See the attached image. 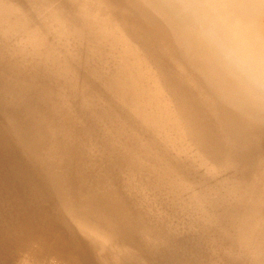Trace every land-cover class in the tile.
<instances>
[{"label":"bare ground","instance_id":"1","mask_svg":"<svg viewBox=\"0 0 264 264\" xmlns=\"http://www.w3.org/2000/svg\"><path fill=\"white\" fill-rule=\"evenodd\" d=\"M99 1L113 12L99 8L97 0H6L62 55L90 94L75 91L72 78L64 86L49 68L47 77H37L36 59L14 58L9 47L0 48V126L10 135L16 127L21 139H29L36 132L30 126L38 122L47 125L42 132L54 129L61 138L81 130L100 138L105 131L99 118L84 109L106 111L108 127L151 148L148 159L157 156L198 194L206 225L213 222L252 264H264V150L262 139L260 146L259 140H249L250 126H264V86L229 70L205 35L210 19L230 16L250 25L254 38L264 42V0ZM165 108L174 112L167 122L175 130L162 123ZM243 126L250 129L242 137ZM179 130L193 131L199 139L195 151L171 141L185 138ZM68 140L73 139L63 145L64 158L86 154ZM77 140L83 139H74V145ZM19 148L24 162L40 169ZM78 163H67L63 181L73 194L81 193L74 198L78 209L86 211L87 220L113 226L118 238L138 241L131 200L121 203L117 190V197L112 191L96 193L87 177L77 175ZM55 226L41 228L59 235L70 255L46 240L44 231L25 247L18 243L6 250L18 251L16 264H80L74 258L81 246L76 234Z\"/></svg>","mask_w":264,"mask_h":264},{"label":"rangeland","instance_id":"2","mask_svg":"<svg viewBox=\"0 0 264 264\" xmlns=\"http://www.w3.org/2000/svg\"><path fill=\"white\" fill-rule=\"evenodd\" d=\"M97 1L99 8L113 12V8ZM116 18L126 22L119 14ZM51 46L19 10L6 0H0V48L9 47L14 58L36 59L37 77H47L50 69L64 86L74 79L76 89L72 88L84 96L85 87L79 82L80 77L77 78L62 55ZM172 71L180 77L174 66ZM93 111L100 120L99 127L105 131L100 138L82 130L66 132L61 138L54 129L47 134L42 132L45 125L38 122L30 126V130L36 132L29 139H21L16 127H12L10 135L0 126V264L17 263L18 251L8 252L6 245L20 243L25 247L31 236L43 231L49 237L46 240L53 245L57 243L56 248L70 255L60 243L59 235L51 237L41 228L43 225L68 227L74 231L81 243L74 258L80 264H252L249 254L236 246L235 251L234 245L213 222L210 227L206 225L204 210L196 198L198 194L194 195L193 189L157 156L154 155V161L147 158L153 154L151 148L142 142L136 145L132 139H124L113 127H108L106 111L84 109L88 115ZM164 112L163 125L175 130L167 122V117H174V112L166 108ZM246 127L249 126L240 127V136L252 128L253 139L249 140H259L260 146L262 139L264 150V126ZM179 132L185 138L171 141L184 150L195 151L199 139H194L193 131ZM66 139H73L68 142L74 149L85 148L86 154H76L72 160L83 161L78 163L77 175L87 177L96 193L112 191L117 197V190L121 203L131 200L128 206L135 211L134 223L140 236L138 241H132L134 245L128 238H118L111 229L113 226L87 220L86 211L78 209L74 198L82 197L81 193L73 194L71 184L63 183L68 178L67 163L72 161L64 158ZM74 139L83 140H77L74 145ZM19 144L33 156L40 169L24 162L25 158L19 156Z\"/></svg>","mask_w":264,"mask_h":264},{"label":"clouds","instance_id":"3","mask_svg":"<svg viewBox=\"0 0 264 264\" xmlns=\"http://www.w3.org/2000/svg\"><path fill=\"white\" fill-rule=\"evenodd\" d=\"M206 38L221 62L256 86H264V42L238 17L210 19Z\"/></svg>","mask_w":264,"mask_h":264}]
</instances>
